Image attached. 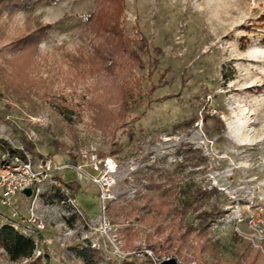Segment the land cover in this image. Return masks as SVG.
<instances>
[{"label": "rangeland", "instance_id": "obj_1", "mask_svg": "<svg viewBox=\"0 0 264 264\" xmlns=\"http://www.w3.org/2000/svg\"><path fill=\"white\" fill-rule=\"evenodd\" d=\"M94 3L55 0L0 16V47L37 20L51 25L27 60L0 53V143L66 164L59 173L79 183L72 197L82 214L74 212L69 225L71 205L57 192L49 196L47 187L36 202L42 228L27 223L29 198L18 193L13 213L0 203V223L12 221L35 238L39 264H146L143 238L153 222L116 215L112 206L134 197L141 205L147 176L155 179L183 160V149L196 148L206 162L197 169L187 163L184 172L214 187L212 200L224 212L209 226L204 247L206 239L191 232L178 255L160 258L264 264V230L247 222L249 214L264 222V0H123L119 19L136 57L121 72L89 70V55L102 39L83 17ZM127 89L133 100L124 105ZM58 103L70 107L68 118ZM124 120H132L131 135L117 126ZM125 224L137 230V248L124 246ZM85 244L95 250L89 263L69 248ZM20 261L0 249V264Z\"/></svg>", "mask_w": 264, "mask_h": 264}, {"label": "trees", "instance_id": "obj_2", "mask_svg": "<svg viewBox=\"0 0 264 264\" xmlns=\"http://www.w3.org/2000/svg\"><path fill=\"white\" fill-rule=\"evenodd\" d=\"M53 1L55 0H0V16L3 13L11 15L17 10L30 9L37 4ZM122 7L123 0H95L93 9L83 16L88 29L94 35L102 37L93 46L88 58H91L89 70L92 72L100 68H106L109 72L114 69L118 72L125 71L127 69L125 67H129L130 61L136 57L135 47L129 42L128 34L124 31V26L119 19ZM50 26L49 22L37 20L33 27L25 29L3 44L0 47V53H10V57L23 56L27 60ZM262 40L264 41V36H262ZM246 41V37H244L240 39V44H244ZM136 46L141 48L139 41L136 42ZM8 58H6L7 64L10 63ZM24 86L20 91H24L30 84L27 83ZM122 99L124 105L129 103V99L133 100L129 89L122 94ZM58 106L59 111L63 112L64 118H68L66 111L70 107L65 103H58ZM197 116L195 113L189 121L195 120ZM214 116L218 117L208 113H203L201 117L207 119ZM220 125L219 120L218 127ZM117 126L122 134L131 135L133 133L132 120H124ZM23 147L22 149H28L26 141H23ZM0 148L9 155L17 153L23 156L22 150L11 147L6 142H1ZM182 151L186 154L183 160L176 161L171 169L161 168L155 179L151 175L147 176V185L139 194V199L143 201L141 205L136 204L137 199L134 197L132 202L112 206L116 215L145 221V223L153 222V231L146 233L143 238L145 246L152 253L151 256L143 251L146 264H153L152 257L159 260L161 255H166L169 252L178 255L185 246L186 236L191 232L197 237L206 239L200 244L204 247L209 239L205 235L209 226L224 212V209L212 200L216 193L215 188L205 187L192 174L184 172V165L188 163L190 167L192 166L191 169H197L196 167L206 162V157L196 148L187 147ZM174 171L179 173L176 175L173 173ZM61 185L66 190L68 188L67 193L56 185L50 186L48 193L51 196L53 192H57L64 202L66 195L73 196L79 183L76 180L68 179L61 180ZM140 208H144L143 214H138L137 210ZM74 217L73 211L65 220L71 225ZM163 232L166 233L162 235ZM121 236L124 246L129 249L138 247L132 243V240L137 236V230L133 224H125L121 229ZM35 245V238L14 226L12 221L0 223V249L10 260H22L19 264H39L41 254H34ZM69 248L76 257L88 263L92 261L91 257L95 253L94 248L88 244L80 247L69 246Z\"/></svg>", "mask_w": 264, "mask_h": 264}, {"label": "built area", "instance_id": "obj_3", "mask_svg": "<svg viewBox=\"0 0 264 264\" xmlns=\"http://www.w3.org/2000/svg\"><path fill=\"white\" fill-rule=\"evenodd\" d=\"M67 166L66 164L56 160L50 155H41L39 157H30L28 154L23 156L17 153H0V203L8 205L11 209L12 197L18 194H24L23 188H29V194L25 195L29 198L26 205L27 223L31 224L36 231L43 227L41 220L36 213V202L41 193L52 185L60 186L66 192V188L61 185L63 176L59 173V169ZM79 173L84 174V170L79 164L72 165ZM97 181V178H92ZM71 205L72 210L78 215H82L79 207L76 205L72 196L67 195L64 199ZM103 207V206H102ZM13 213V209L12 212ZM247 222L252 227L264 230V222L259 225L252 214L247 217ZM104 226L108 221L103 220ZM150 253L149 250H146ZM156 264L157 258L152 257Z\"/></svg>", "mask_w": 264, "mask_h": 264}, {"label": "water", "instance_id": "obj_4", "mask_svg": "<svg viewBox=\"0 0 264 264\" xmlns=\"http://www.w3.org/2000/svg\"><path fill=\"white\" fill-rule=\"evenodd\" d=\"M23 192L25 195L29 194V188H23ZM156 264H179L173 256H166L164 258L159 259Z\"/></svg>", "mask_w": 264, "mask_h": 264}, {"label": "bare ground", "instance_id": "obj_5", "mask_svg": "<svg viewBox=\"0 0 264 264\" xmlns=\"http://www.w3.org/2000/svg\"><path fill=\"white\" fill-rule=\"evenodd\" d=\"M109 165H110V167L112 168L113 164H112V163H110Z\"/></svg>", "mask_w": 264, "mask_h": 264}]
</instances>
